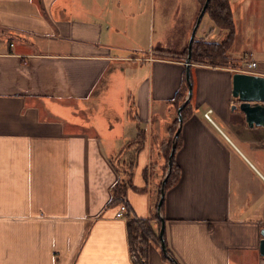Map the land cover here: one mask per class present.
<instances>
[{
    "label": "crops",
    "instance_id": "1",
    "mask_svg": "<svg viewBox=\"0 0 264 264\" xmlns=\"http://www.w3.org/2000/svg\"><path fill=\"white\" fill-rule=\"evenodd\" d=\"M65 4L0 0V36L9 39L0 44V264H132L127 221L148 220L159 235L162 143L200 2L92 0V20L65 19ZM144 32L147 45H134ZM225 35L212 24L194 37ZM188 67L179 173L161 205L166 248L178 264H264V126L231 108L230 68ZM112 90L124 108L92 110V124L100 115L102 123L91 132L78 101ZM117 182L128 219L115 217ZM162 254L148 240L147 264H174Z\"/></svg>",
    "mask_w": 264,
    "mask_h": 264
},
{
    "label": "rangeland",
    "instance_id": "2",
    "mask_svg": "<svg viewBox=\"0 0 264 264\" xmlns=\"http://www.w3.org/2000/svg\"><path fill=\"white\" fill-rule=\"evenodd\" d=\"M60 2L66 1L67 6L64 12L65 19H85L92 20V0H58ZM234 8V23H235V37L232 45L227 51V55L230 58L229 62L224 67L230 68L235 72L239 61L244 57L254 58L260 61H264V0H237L233 3ZM214 22L209 18L207 13H204L197 26V34H200L203 29L209 28ZM215 25V24H214ZM148 32V30H146ZM217 34H211L213 38ZM196 39L198 37H195ZM200 38L207 39L205 36ZM9 39L7 37L0 36V44L8 45ZM148 33L139 36L134 45L141 46L147 45ZM187 47L184 48L181 57L186 58ZM223 66V65H217ZM117 92L112 90L110 94L105 93L92 95L85 99L78 101V107L83 110L82 119L90 124V131L92 132V125L97 128L102 123L98 117L96 123L92 124V110H96V114L104 112L107 108V101L111 104V107L115 111L120 112L124 108L125 103L123 100L116 99ZM107 98V99H106ZM115 112V113H117ZM115 116L110 114V121L114 123Z\"/></svg>",
    "mask_w": 264,
    "mask_h": 264
},
{
    "label": "trees",
    "instance_id": "3",
    "mask_svg": "<svg viewBox=\"0 0 264 264\" xmlns=\"http://www.w3.org/2000/svg\"><path fill=\"white\" fill-rule=\"evenodd\" d=\"M205 0H199L200 8ZM205 13L214 22V24L220 28L226 30V35L223 40L207 41L202 38H195L191 45V61L193 62H204L212 66L226 65L227 62L231 61L228 58L227 51L233 43L235 37V23L232 14V8L230 0H209L205 9ZM187 92V83L184 77L182 79L181 87L176 91L173 101L174 107L177 109L178 104L184 99ZM191 111V101L189 100L181 110L182 117ZM177 124V118H175L172 126L169 129V137L165 142L162 143V151L166 158L168 159V152L171 146V138L173 132L175 131ZM140 130H138V134ZM179 143V136L177 137L176 145ZM166 165L164 166L165 169ZM178 166L172 161L171 169L168 173L166 186L171 184L178 177ZM125 189V184L117 182L113 187V197L112 200L118 202L123 196ZM158 200V194H156L154 201V217L158 219L156 204ZM120 202V201H119ZM159 221V220H158ZM128 238L131 245L139 252L141 257L140 264H147L146 262V243L148 240L155 241L159 245L160 240L156 233L152 231V228L148 220L140 218H130L127 221ZM162 251V250H161ZM163 253V252H162ZM163 255V254H162ZM165 256V255H164ZM163 256V257H164Z\"/></svg>",
    "mask_w": 264,
    "mask_h": 264
},
{
    "label": "water",
    "instance_id": "4",
    "mask_svg": "<svg viewBox=\"0 0 264 264\" xmlns=\"http://www.w3.org/2000/svg\"><path fill=\"white\" fill-rule=\"evenodd\" d=\"M209 0H205L201 6L191 29V33L187 43V55L184 60L186 66L185 70V79L187 83V92L184 99L177 106V127L173 132L171 138V146L168 152V159L166 164V169L162 177L159 189V196L156 204L157 214L160 220L159 227V246L163 254L173 261L174 264H178L177 260L170 256L166 248L164 240V219L161 215V205L164 197V190L166 186V180L168 173L172 166L174 151L176 148V141L179 132V127L182 122L181 110L184 105L191 99L192 96V81L190 76V71L188 65L191 63V45L195 36L197 26L200 22L201 17L205 13L206 6ZM231 93L234 97L237 98L238 104H232L231 108L234 109L237 107L240 109L245 116V121L248 125H262L264 126V75H258L247 72L235 71L232 73V89ZM261 238L259 240V253L264 256V227L260 228Z\"/></svg>",
    "mask_w": 264,
    "mask_h": 264
},
{
    "label": "built area",
    "instance_id": "5",
    "mask_svg": "<svg viewBox=\"0 0 264 264\" xmlns=\"http://www.w3.org/2000/svg\"><path fill=\"white\" fill-rule=\"evenodd\" d=\"M236 71L264 75V61H260L254 58L244 57L242 60L239 61V65H237ZM210 113H211V108L207 109L204 112V117L207 118L208 120H211ZM127 213L128 212H127L126 201L122 200L118 203V207L115 212V217L121 219H128ZM129 257L132 264H140L141 262L140 254L131 244L129 245Z\"/></svg>",
    "mask_w": 264,
    "mask_h": 264
}]
</instances>
